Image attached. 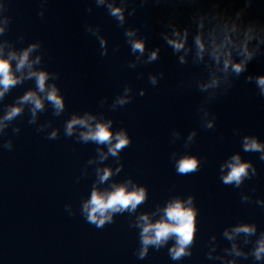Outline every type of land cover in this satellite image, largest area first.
Wrapping results in <instances>:
<instances>
[{
	"label": "water",
	"instance_id": "1",
	"mask_svg": "<svg viewBox=\"0 0 264 264\" xmlns=\"http://www.w3.org/2000/svg\"><path fill=\"white\" fill-rule=\"evenodd\" d=\"M89 6L94 7L90 0H50L46 18L41 21L37 15L38 0H12L10 15L14 19L8 37L24 35L23 46L44 42L48 53L45 60L51 57L47 68L61 73L58 83L66 96L67 111L59 118L52 117L51 108L41 115V123L53 119L54 127L61 128L59 140H48L45 134L37 133L35 126L27 125L25 116L17 121L22 132L15 139V150L0 153V264H213L204 259L211 234H219L225 226L248 218L264 230V212L258 206L241 204V189L223 185L218 171L223 160L240 151V137L233 136V129L258 135L264 141V98L255 94L254 85L241 78L227 97L213 105L218 116L216 129L200 130L195 112L200 95L194 90H176L177 82L190 78L196 70L178 67L176 57L159 36V21L166 17V10L142 11L129 21L139 25L147 20L148 47L163 48L157 63L140 69L166 73L160 86L152 88L146 78L137 80L136 71L124 67L133 57L124 45L122 30L116 28L103 9L88 14L85 10ZM222 7L234 11L241 4L227 0ZM250 14L264 21V0H256ZM85 23L102 25L109 47L120 44L121 50L102 58L98 42L83 30ZM248 74L264 75V57L249 65L245 75ZM126 83L137 89L147 88L148 92L118 112L109 113L116 120V127H126L133 138L132 145L121 154L124 171L115 179L130 176L148 186L150 198L141 211L162 204L171 195L196 196L200 207L197 246L194 255L181 262L171 261L167 249L152 252L146 260H137L134 252L138 237L135 230L128 228L127 214L117 216L115 224L101 230L79 216L69 218L64 211L65 204L78 207L80 198L90 194L95 176L78 184L75 179L95 155L96 145L77 144L74 138H65L63 123L73 112L99 111L100 98L114 97ZM32 86V82H27L14 89L5 103L14 102ZM173 129L182 130L185 136L194 129L199 131L192 153L207 157L200 172L176 174L169 156L172 151L183 149L181 144H170ZM243 155L261 171L260 178L246 182L243 191L255 186V196L264 198V163L257 159L258 153ZM173 186L175 190L170 191Z\"/></svg>",
	"mask_w": 264,
	"mask_h": 264
},
{
	"label": "clouds",
	"instance_id": "2",
	"mask_svg": "<svg viewBox=\"0 0 264 264\" xmlns=\"http://www.w3.org/2000/svg\"><path fill=\"white\" fill-rule=\"evenodd\" d=\"M37 13L45 20L50 0H38ZM227 0H90L85 11L92 14L94 9H103L122 30L124 45L129 49V59L124 67L136 71V79L144 80L152 88H158L166 78L164 71L145 72L140 69L157 63L163 48H149L146 32L149 24L145 20L139 25L130 24V18L142 11L165 9L167 15L159 21L160 38L166 48L176 57L180 68L196 71L187 79L176 84L179 92L195 91L200 95L195 112L200 130H215L218 116L213 105L227 97L236 83L243 78L245 83L254 85L255 94L264 98V75L248 74L249 65L264 57V21L254 18L250 9L256 0H238L236 10L222 7ZM12 0H0V153L15 150V139L22 128L18 120L27 116V125L35 126L37 133L45 134L48 140H59L61 128L54 127V120L41 123V115L51 108L54 118L67 111L66 96L58 83L61 73L47 68L48 56L43 41L25 44V36L10 39L13 16L10 15ZM186 13V14H185ZM85 34L95 38L102 58L115 55L121 45L109 47V40L103 34L102 25L85 23ZM139 70V71H138ZM27 82L33 86L12 103H5L13 90ZM147 88H134L131 83L123 85L114 97L100 98L99 111L73 112L63 123V136L74 138L77 144H94L95 155L89 158L76 177L81 180L94 175L90 194L82 196L78 207L68 203L64 211L69 218L79 216L85 223L96 229H104L116 223L117 216H128L129 230H135L138 247L134 255L137 260H146L152 252L167 249L173 262H181L194 255L199 234L200 207L195 195H171L162 204L150 210L141 211L148 203L150 191L132 177L117 181L115 178L124 171L122 152L130 147L133 138L126 127H116V120L109 113H116L131 104L137 96L147 95ZM104 109H107L106 111ZM10 130V131H9ZM50 130V131H49ZM233 136L240 137V151H237L219 165V180L225 186L241 189L240 202L255 205L264 212V198H257V188L252 186L243 191L245 183L258 180L261 171L253 160L244 158L245 153L256 154L264 163V141L258 135L243 134L235 128ZM199 131L194 129L186 136L180 129L170 133V144H181L170 153L177 175L189 176L201 171L207 157L193 154ZM223 142L224 137H220ZM111 161V163H108ZM91 169V173L89 172ZM173 186L170 191H174ZM204 259L213 264H264V230L248 218L241 219L213 233L205 244Z\"/></svg>",
	"mask_w": 264,
	"mask_h": 264
}]
</instances>
